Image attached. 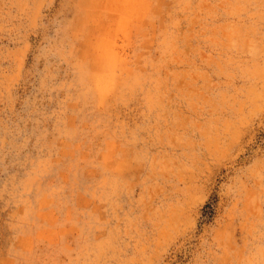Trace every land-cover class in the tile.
<instances>
[{"label":"rangeland","instance_id":"obj_1","mask_svg":"<svg viewBox=\"0 0 264 264\" xmlns=\"http://www.w3.org/2000/svg\"><path fill=\"white\" fill-rule=\"evenodd\" d=\"M0 264H264V0H0Z\"/></svg>","mask_w":264,"mask_h":264}]
</instances>
